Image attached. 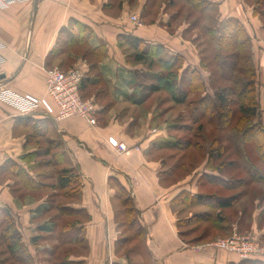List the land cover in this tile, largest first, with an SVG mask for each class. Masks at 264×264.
<instances>
[{
    "label": "crops",
    "instance_id": "crops-1",
    "mask_svg": "<svg viewBox=\"0 0 264 264\" xmlns=\"http://www.w3.org/2000/svg\"><path fill=\"white\" fill-rule=\"evenodd\" d=\"M212 1L216 3L217 18L235 16L245 18L246 22V18H253L252 21L261 18L255 12L257 5L251 4V0ZM152 2L140 0L133 4L125 0L118 13L113 12L114 0H22L0 6V37L7 42L0 50L3 58L0 63V221L4 215H11L21 235V227L28 223L39 226L31 228L36 235L49 231L38 222L49 211L46 196L32 194L25 187L21 189L22 186L16 185L18 177L3 167L11 161L26 166L24 158L52 145L50 137L57 147L49 155L37 158L52 159L58 153L57 163L53 161L52 165L39 168L56 166L59 170L67 168L78 173L81 195L69 206L84 210L90 217L83 224H77L84 226L85 254H74L71 260L79 264H130V259L133 264H140L144 258L150 264H264V259L244 260L236 253L211 245L221 233L235 228L240 233H257L264 239V203L249 200L250 205L242 206L241 196L232 207L216 209L217 216L221 211L225 220L218 218L208 231L198 228L199 234L189 236L192 232L187 228L189 219L207 213L211 218L212 210L199 209L183 215L175 206L182 203V192L198 195V179L206 169L202 166L192 177L170 183L174 178L173 170L156 155L168 150L172 141L165 136L169 135L168 130L165 134L162 132L164 137H161L156 126L159 112L132 110V107L144 106L145 99L132 82V70L142 65H131L126 57L130 52L127 41L130 35L161 46L169 56L181 54L185 58L184 69L200 65L199 51L191 42L194 36L189 35L192 26L185 20H172L163 10L154 13ZM130 11L147 21L139 27L131 26ZM148 13L153 17L146 18ZM169 22L174 31H168ZM84 28L92 31L89 44L96 49L97 56L101 53L92 78L99 72L106 79L110 89L106 100L114 102L107 112L99 105L96 126L81 116L57 120L43 110L22 116L2 103L1 100H6L29 108L30 103L15 92L44 96L47 69H65L84 60L89 65L86 59L66 48L67 39L81 36ZM90 97L94 98L95 93ZM110 137L125 144L127 149L120 151L110 144ZM34 177L38 181V176ZM122 195L129 196L133 202L135 224L128 218ZM217 196L213 203L222 200ZM205 198L196 196L197 200ZM195 205L200 208L203 204ZM231 208L232 219L225 212ZM202 220L208 222L206 218ZM137 231L141 235H136ZM30 238L28 236L29 243ZM126 238L129 240L121 242ZM23 241L28 244L24 238ZM138 245L143 248V254L135 251L126 256V248ZM40 248L43 256L47 250Z\"/></svg>",
    "mask_w": 264,
    "mask_h": 264
},
{
    "label": "trees",
    "instance_id": "trees-1",
    "mask_svg": "<svg viewBox=\"0 0 264 264\" xmlns=\"http://www.w3.org/2000/svg\"><path fill=\"white\" fill-rule=\"evenodd\" d=\"M115 1L117 0H114V2ZM186 1L187 6L190 8L185 10L186 4L182 3L179 9L173 14L172 20L182 21L181 18L178 17L181 15V10H183V8L188 19L193 16L195 18H199V13L201 14L202 12H207L210 8H217L215 6L216 3L212 0ZM260 2H262V0ZM169 4L170 6H177V2L175 0H169ZM255 9L256 13H260V11H258V5ZM197 14L198 16H196ZM215 16L216 15H214V17ZM260 16L264 17V12L261 11ZM242 20L243 19L231 16L222 19L219 23L216 19L213 28L212 26L208 27V30L210 29L209 31L212 32L214 36L213 38L216 48L212 49L214 51L215 58L224 55L222 62L216 67L214 73L217 78L214 80L211 78V73V75L208 76V80L204 77V70L207 71L210 68V62H207L203 56L198 67H189L184 69L185 58L181 54L169 56L164 53L161 46L151 45L146 40L135 35H130L127 38L130 45V52L126 56L128 63L131 65H142V67L132 70V82L135 89L142 92L143 99L147 98L149 95L160 92V90L167 89L171 91V98L177 103L184 104L188 100L193 105L191 106L192 108L189 112L188 122L177 124L174 128L175 131H181L183 129L186 130V132L190 133L189 138H176L173 136L176 139L174 142H169L170 145L167 143V145H169L168 149L179 148L180 150L182 149L185 151L196 149L205 153L207 151L206 146L202 145L199 140H193V138H197L199 134L198 130L200 129V123L207 119L208 122H212L217 126L219 132L221 131L224 133L225 128L228 126L227 123L230 124L234 115L236 113L238 114V120L236 123L232 125L231 128L229 126L231 132H235L236 130L240 133H236L238 134V141L241 140L242 142V146H238V160L228 163L225 162V160H222L227 158L229 156L228 153L231 151L229 149V145L222 143L223 139L219 134V136L212 140V150L207 152V156L204 160L205 165L203 168L206 170L201 174L202 178L199 177L198 179V184L200 186L205 182L212 183L216 181L215 183L227 186V189L232 190L233 185L231 186L230 184H233L234 180L227 178L226 175L222 173V169L228 167L231 168L235 166L237 162L242 164L251 180L264 181V168H261L262 166L264 167V125L262 121L256 119L260 105L258 100L257 75L255 71L256 67L249 58L247 59V66H240V69L238 66L241 53L246 50V54L249 52L250 56V50L253 45L251 34L248 31L245 22ZM189 22L191 23L190 19ZM197 22V19H195L194 23L192 22L189 26L191 27L192 25L197 24ZM168 26L171 27V22H169ZM91 34L92 31L89 28H84L81 36L78 37L75 35L67 39L66 48L68 51L71 50L77 56H80L81 59H86L89 63L88 71L86 72L81 85V96L84 99H93L97 105V109L100 105L101 108L103 107L104 112H107L114 106V102H107L106 100L110 93L106 79L103 78L99 72H97L96 76L92 78V73L99 65L97 60L100 59L101 53L99 52L97 56L96 49L89 44ZM198 38L200 37H195V39ZM208 45L205 44L202 49L199 48L201 55H205L204 51L207 50L206 46ZM153 68H159L160 70L153 73L151 72ZM236 70H238V72L243 76L227 77V74L230 76L231 73H235ZM150 77L156 82L153 81L150 84H145V79H149ZM225 77L228 78V80H226L229 81L230 84L222 85L220 83L221 80H225ZM209 87L212 88V91L209 90ZM94 93L95 97H90ZM192 95H194L193 98ZM232 106H237V110H234ZM195 125L198 126L195 129V132H193ZM168 130H170V128ZM42 135L45 136L46 134L43 132ZM249 139L255 141L254 149L259 156V159L256 161L258 163L253 162V160L250 159L248 156L250 151L248 153L245 148V143L251 142ZM49 142H51L52 145H49V147H47L44 151H36L35 153H32L31 156L29 155L24 158L27 163L26 166L24 164H20L19 162L17 163L15 161H11L6 163L3 168L12 171L13 174L18 177L16 185L22 186V188L20 187L21 189L24 187L27 188V190H29L32 194L39 196L41 193L43 196L45 195L47 197L46 192L54 189L63 193V201H59L57 204L54 203L55 200L50 201L47 197L49 204L48 209L57 208L59 211V216L57 217L69 216L72 217L73 220L61 226V232L56 236L59 239L58 243H60L49 251L50 254H54L57 247L63 246L62 243L66 242L71 243L72 245L83 243V248L86 249V240L82 232L84 226L82 225L81 227H78L77 224H83L85 221L89 220L90 217L84 210L74 209L69 206V203L74 202L77 197H80L81 195L82 184L79 174L71 169L64 168L59 170L56 183H47L41 180L37 181L34 177L36 176L34 174V169L44 165H52L53 161L57 163L58 153H55L52 156V159L47 158L46 160L38 162V165L29 164L37 159V157H39L38 155H49L52 150L57 147L56 141L50 139V137ZM219 160L222 161L218 164ZM219 175L224 176V178H220ZM203 176H205L206 179H204ZM243 194L244 192L231 195L215 194L216 197H218L217 195L221 196L219 199L222 198V200L217 201L216 207L218 206V209L232 207V203L237 201L239 197L243 196ZM210 195L202 192L201 190H198V195L195 196L186 191L180 194L183 200L190 203L194 201L195 203L203 204L204 206L208 205V201L204 200L210 199L211 197H208ZM196 196H199L201 199L205 197L208 198H205L204 200H197ZM121 200L124 207H126L128 218L132 221L135 220V208L131 198L129 196L122 195ZM202 216L206 219L210 218L208 213L203 214ZM217 218L225 220L221 211L219 212ZM0 232V240L6 244L9 256L13 257L14 260L17 261H15L17 264H79L78 262L70 259V255H74L75 252L69 253L67 258L63 261L56 260L54 262V260L51 259V263H49V260L44 258L42 254H37L40 243H38L39 237L41 236L42 240L44 237H49V231L46 232V234L35 235L30 238L31 245L35 248V252L33 253L29 244H26L23 241L15 219L9 214H6L1 218ZM136 235H141V232L137 231ZM128 240L129 239L126 238L121 242ZM122 247L123 246L121 245L120 249H122ZM135 251H141L143 254V248L139 245L126 248L124 253L126 256H129ZM130 261V264H133L131 259ZM134 264L138 263L135 262ZM140 264H150V262L147 258H144V262H141Z\"/></svg>",
    "mask_w": 264,
    "mask_h": 264
},
{
    "label": "rangeland",
    "instance_id": "rangeland-1",
    "mask_svg": "<svg viewBox=\"0 0 264 264\" xmlns=\"http://www.w3.org/2000/svg\"><path fill=\"white\" fill-rule=\"evenodd\" d=\"M125 0H117L114 3L113 7V12L114 13H118L122 10V6L124 4ZM132 1L133 4H136L138 1L140 0H130ZM177 2V6H170L169 4V0H153L154 5L152 4V9L154 13H158L161 10H163V13H167L171 16H173V14L179 9V7L181 6L182 3H185V10L187 8H190L187 6V1L186 0H175ZM186 1V2H185ZM261 0H251V4H255L258 5V11L264 12V0H262V2H260ZM152 2V3H153ZM260 2V3H259ZM189 5V4H188ZM185 10L183 8V10H181V15L178 18H181V20H185L187 21V23H189V25L193 22L194 20L197 19V24L192 25V31H189V35L190 36H194L193 37H189L190 39L192 38L193 40L191 41L195 46L196 49H198V53H199V57H200V62H201V58L202 56L205 57L207 62H210V68L205 71L204 70V77L206 80H208V76L212 74L211 78H213V80L216 77V74L214 73L216 70V67L218 64H220L222 62V59L224 58V55H221L218 58H215V54L212 48H216L215 45V41H214V36L212 34V32H210L208 30L209 26H213L215 25L216 19L217 22L223 19V18H215L214 15H216L217 13V8H210L209 11L207 12H202L201 14L199 13V18H195L193 17H189V19L191 20V23L189 22V19L187 18V15L185 13ZM136 11V10H135ZM131 12V11H130ZM134 12V11H133ZM260 13H258L260 15ZM132 14V12L130 13ZM198 16V14L196 15ZM213 16V17H212ZM146 18H152V15H149V13L147 14V16H145ZM261 18H255L256 21H252L254 20L253 18H251V20L247 19V22L245 21V18H242L245 22V25L248 29V31L251 34L252 41H253V45L251 47L250 50V56H249V52L246 54V50H244L241 53L240 59H239V69L241 68L240 66H247L248 62L247 59L249 58L251 60V62L254 63L255 67H256V75H257V89H258V100H259V111H258V116L256 119L260 120L263 122L264 125V17L260 16ZM143 17H141V25H136V24H132L131 23V15H129V22L131 24V26H142L147 20ZM187 18V20H186ZM211 28V27H210ZM168 31L171 32L175 30V28L172 27H167ZM196 36H199L200 38L195 39ZM209 41V42H208ZM205 44H209L207 47V50L204 51L205 55H201L199 48L202 49V47ZM215 45V47H214ZM60 68V67H59ZM63 69V68H61ZM67 69V68H66ZM238 69V70H239ZM160 69L159 68H153L151 72L156 73L158 72ZM238 70H236L235 73H231V75L229 76L227 74V77H231V76H239L242 77L243 75L240 74L238 72ZM211 73V74H210ZM225 77V80H221V84L222 85H227L230 84L228 80V78ZM227 79V80H226ZM156 82L155 80H153V78H149V79H145V84H150L151 82ZM209 90L212 91V88L209 87ZM171 91L167 90V89H163L160 90V92L149 95L147 98H145V104L144 106H139V107H132V110L137 111H145V113H149V112H159L160 116L159 118H157V124L156 126L159 127V131L161 133V137H164V135H162V132L165 134L164 131L168 130V127L170 128V130H168V134H165L166 137L170 138L172 140V142L175 141L176 138H189L190 133L186 132V130H181V131H175L174 128L177 124H181L182 122H188L187 120H189V112L190 109L192 108L191 106H193L188 100L186 101V103L181 104V103H177L176 101H174L171 98ZM194 97V95H192V98ZM85 99H89V98H85ZM90 100H92L94 102L93 99L90 98ZM232 108L234 110H237V106H232ZM143 109V110H142ZM158 117V116H157ZM238 120V114L236 113L234 115V117L232 118L230 124L227 123V127L225 128L224 133H222L221 131H218L217 126L212 123V122H208L207 119L203 120L200 124V129L198 130L199 134L196 137L193 138V140H199L200 143L202 145L206 146V152L202 153L196 149H191L189 151H185V150H180L179 148H174V149H168V150H163L160 151L158 153H156L157 156H160L164 159L165 161V165L169 166V168H171L173 170V179L170 180V183L172 182H176L178 180H181L183 178H189L192 177L193 174H195L198 169H200L202 166L205 165V158L207 156V152H210L212 150L211 148V142L214 138H216L217 136H221V138L223 139L222 143L229 145V149L231 152L228 153V157L224 158L222 160H225V162H234L235 160H238V146H242V142L241 140L238 141V134L239 133L235 130L234 131H230V128L232 125H234L236 123V121ZM208 122V123H206ZM198 125H195L194 131L197 128ZM230 126V128H229ZM192 134V133H191ZM240 134V133H239ZM176 138H174V137ZM247 137V135H246ZM248 138V137H247ZM250 140V139H249ZM251 142L245 143V148L246 150L250 151V153L248 154V156L250 157L251 160H253V162H256L259 159L258 154L255 152V141L250 140ZM219 160L218 164L222 161ZM233 160V161H232ZM36 162V164L38 165V162H41L40 158H37L34 160ZM258 163V162H256ZM240 165V166H239ZM262 169L264 168L263 166L261 167ZM59 173V167H49V168H35L34 169V174L36 176H38V178L43 181V182H47V183H56L57 182V175ZM222 173L224 175H226L227 178L229 179H233L234 182L233 184H230L232 186V190L227 189V186H223L222 184H218L215 182H205L203 183L201 186L198 184V190H201L202 192L208 193L211 197L210 199H205L204 201H208V205L204 206V205H200V208L198 206H196L195 204L197 203H190L188 201H180L182 202L181 204H177L176 209L180 210L183 215H187L189 214V212H195L197 210H212L213 216L208 219L207 223L206 220H202L205 219L204 216H197L194 215L193 217H191L189 219V223L190 226L187 228H190V230L192 231L190 233L189 236H194L199 234V232H201L202 230H207L209 228H212V223L214 220L218 219L217 217V207H216V203H213V198L216 196L215 194H224V195H231V194H236L239 192H244L243 196L241 197L240 203L243 206L244 204L246 205H250L248 203V201H255L256 203H259L260 205H262L264 203V181H256V180H251L249 175L246 173V171L244 170V167L242 166V164H240L239 162H237V164L231 168H225L222 169ZM40 174V176H39ZM191 175V176H190ZM198 174H196L197 176ZM200 178H202L200 176ZM204 179L205 176H203ZM38 179V180H39ZM230 187V186H229ZM47 197L49 198L50 201L55 200V204H57L59 201H63V193L59 192L57 189L55 190H50L48 192H46ZM41 196V194L39 195ZM46 197V198H47ZM207 197V198H208ZM216 198V197H215ZM238 201V200H237ZM236 201V202H237ZM251 204L253 202H250ZM234 202L232 203L233 206ZM49 206V204H48ZM190 206V207H189ZM195 206V207H194ZM49 211L46 213V216H43V218H41L38 222H40V224L42 226L46 225L49 228V233L50 236L49 237H44V239L42 240V237H39V246H38V250L40 248L41 245V250H47L44 251V258H47L49 261V263H51V259L54 260V262L57 260L59 261H63L67 258V255L71 252H75V254H85V249L83 248V243L77 244V245H72L71 243H65L63 244V246H58L57 249L55 250V253H49L48 251H51V249L58 245V241L56 239V236L61 232V226L71 220H73L72 217L69 216H62V217H57L58 215V210L56 209H48ZM226 214L229 215V218L232 219V208L225 210ZM120 215L118 213V219H120ZM202 220V221H200ZM235 221H236V212H235ZM7 222V221H5ZM4 224V223H3ZM35 226L39 227L37 224H32V223H28V225L21 227L22 228V235L23 238L28 242L29 246L32 249V252H35V248L31 245V242L29 243L28 240V236H35L36 235V231H32L31 228H33ZM217 226H221L220 224H218ZM27 228H29L27 230ZM198 228H201V231H198ZM236 229V228H235ZM235 229H233V231H235ZM237 230V229H236ZM206 231V232H207ZM232 229L230 232H226L225 233H221V236H217L218 238H225L230 236L233 233ZM245 233H252L256 236H258L257 233L254 232H245ZM242 233V234H245ZM1 234V232H0ZM44 234V233H42ZM41 235V234H40ZM260 238V240L262 241V243L264 244V239L261 238L260 236H258ZM41 238V241H40ZM216 238V239H218ZM215 239V240H216ZM214 240V241H215ZM131 247V246H130ZM6 244H4L2 242V240H0V264H17L16 260H14L13 257L9 256V253L7 252L6 249ZM75 250V251H74ZM38 255H40L39 251L37 253ZM54 255V256H53ZM73 255V254H72ZM70 255V258H74V256ZM53 257V258H52ZM52 260V262H53ZM16 261V262H15ZM135 263V262H134Z\"/></svg>",
    "mask_w": 264,
    "mask_h": 264
},
{
    "label": "built area",
    "instance_id": "built-area-1",
    "mask_svg": "<svg viewBox=\"0 0 264 264\" xmlns=\"http://www.w3.org/2000/svg\"><path fill=\"white\" fill-rule=\"evenodd\" d=\"M22 0H0V6L6 7ZM132 22L141 25V18L138 14H131ZM7 46V42L0 37V50ZM3 58L0 55V63ZM88 71L87 62L81 61L67 69L53 67L46 70V89L44 96H34L29 93H18L22 98L30 103L29 108L14 105L6 100H1L3 104L10 107L18 115H29L35 111L43 110L52 115L57 120L69 118L71 116H81L87 122L96 126L97 105L90 99L81 96V85ZM156 132V130H154ZM110 144L120 151L127 149L123 143H119L115 138H109ZM139 147H136L138 149ZM217 249L233 252L244 260L264 259V244L260 238L252 233L242 234L236 229L225 238H218L211 243Z\"/></svg>",
    "mask_w": 264,
    "mask_h": 264
}]
</instances>
